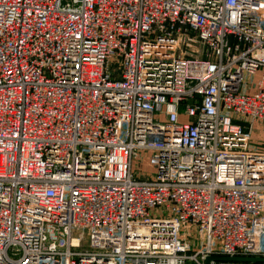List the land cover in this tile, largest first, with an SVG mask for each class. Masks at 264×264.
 Segmentation results:
<instances>
[{
	"label": "built area",
	"instance_id": "2783aa9c",
	"mask_svg": "<svg viewBox=\"0 0 264 264\" xmlns=\"http://www.w3.org/2000/svg\"><path fill=\"white\" fill-rule=\"evenodd\" d=\"M263 125L264 0H0V264H264Z\"/></svg>",
	"mask_w": 264,
	"mask_h": 264
},
{
	"label": "rangeland",
	"instance_id": "374dc122",
	"mask_svg": "<svg viewBox=\"0 0 264 264\" xmlns=\"http://www.w3.org/2000/svg\"><path fill=\"white\" fill-rule=\"evenodd\" d=\"M253 80H257V77L255 76ZM251 143L256 147L259 148V150H264V125L263 126H257L255 128V132L252 135ZM132 169L133 173L136 177L139 175H143L144 173H150V168L144 164L140 163L138 158L134 159L132 162ZM75 235H79L82 239V246H85V237L87 234V231L85 229H76L73 230ZM186 242L190 245L191 248H197L198 247V241L192 236L189 235L186 238ZM262 244L264 246V237L262 238ZM83 246V247H84Z\"/></svg>",
	"mask_w": 264,
	"mask_h": 264
},
{
	"label": "water",
	"instance_id": "95a60500",
	"mask_svg": "<svg viewBox=\"0 0 264 264\" xmlns=\"http://www.w3.org/2000/svg\"><path fill=\"white\" fill-rule=\"evenodd\" d=\"M210 260L214 261H225V262H234V263H264V258H251V257H208L205 259L207 263Z\"/></svg>",
	"mask_w": 264,
	"mask_h": 264
},
{
	"label": "crops",
	"instance_id": "0c3cea01",
	"mask_svg": "<svg viewBox=\"0 0 264 264\" xmlns=\"http://www.w3.org/2000/svg\"><path fill=\"white\" fill-rule=\"evenodd\" d=\"M181 121H184V119H182Z\"/></svg>",
	"mask_w": 264,
	"mask_h": 264
},
{
	"label": "trees",
	"instance_id": "16d2710c",
	"mask_svg": "<svg viewBox=\"0 0 264 264\" xmlns=\"http://www.w3.org/2000/svg\"><path fill=\"white\" fill-rule=\"evenodd\" d=\"M181 120H182V118H181Z\"/></svg>",
	"mask_w": 264,
	"mask_h": 264
}]
</instances>
